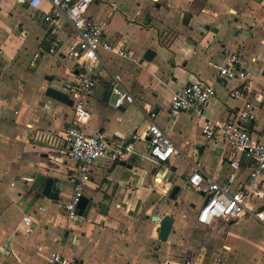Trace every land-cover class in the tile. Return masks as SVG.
Wrapping results in <instances>:
<instances>
[{"label": "crops", "instance_id": "crops-1", "mask_svg": "<svg viewBox=\"0 0 264 264\" xmlns=\"http://www.w3.org/2000/svg\"><path fill=\"white\" fill-rule=\"evenodd\" d=\"M111 3L119 6V14L112 11ZM210 3L94 0L89 6V20L128 57L100 54L101 63L92 76L95 87L87 96L90 116L80 128L86 135L103 133L113 141H122L132 133H143L147 128L145 113L153 111L155 123L169 136L176 153L166 162L156 163L149 157L147 139H143L123 161L96 160L84 195L92 199L94 208L69 222L64 205L73 192L76 164L64 154L63 136L73 112L72 107L44 92L47 87L64 91L78 79L64 57L74 30L68 22L59 21L63 43L49 54L50 26L42 21L48 3L33 11L17 0H0V264H47L51 252L80 264H178L184 258L189 264H230L225 258L237 253L243 255L240 262L264 264V239L242 235L253 225L264 224L246 216L195 226L202 196L188 186V177L198 171L224 182L232 172L223 141H207L200 132L202 122L223 124L241 106L239 100L228 96L239 82L217 76V68L224 64L222 49L237 52L240 66L257 81L258 89H264V0L261 4L243 0L241 6L228 3L227 13L235 16L236 30L227 44L216 43L220 27L207 17ZM154 6L164 10V17L152 13ZM201 10L205 15H200ZM152 15L154 22L148 20ZM154 35L158 45L164 46L159 61ZM148 48L155 52L150 62L143 59ZM114 76L134 103L114 106ZM195 81L216 91L206 103L203 117L197 120L191 111L171 118L172 94ZM248 132L264 143V104ZM241 159L235 186L249 171L244 156ZM48 177L63 182L57 185V202L35 198L39 184ZM29 178L33 180L25 181ZM175 186L180 192L190 189L189 201L185 203L181 193L171 199ZM100 206L107 208L105 214ZM26 215L34 223L28 235L22 231ZM165 215L173 216L174 223L167 241L161 242L157 239L159 223L151 217ZM246 245L253 248L252 255L241 253L240 248Z\"/></svg>", "mask_w": 264, "mask_h": 264}, {"label": "built area", "instance_id": "built-area-1", "mask_svg": "<svg viewBox=\"0 0 264 264\" xmlns=\"http://www.w3.org/2000/svg\"><path fill=\"white\" fill-rule=\"evenodd\" d=\"M93 1L17 0L18 4L33 11L48 3L49 10L42 16V21L50 26L47 48L49 54L55 53L63 43L57 26L59 21L68 22L74 30L73 38L65 46L64 56L69 68L77 71L78 78L75 84L67 85L73 120L63 136L64 154L76 164L73 192L64 205L65 216L69 222L79 218L77 205L85 195L91 178V165L96 160L123 161L133 153L135 144L143 139H147L149 157L156 163L166 162L176 153L169 136L155 123L156 113L153 111L145 113L147 128L143 133H132L122 141H113L103 133L86 135L80 128L90 116L87 96L95 87L92 76L101 63L100 54L128 57L125 50L103 37L100 27L87 17V10ZM110 7L113 12H120L116 3H111ZM201 12L205 14V10ZM216 16L212 15L213 18ZM262 45L264 48V41ZM222 53L224 64L217 68V76L223 81L239 82L238 87L230 90L228 96L230 99L239 100L241 106L233 113L231 119L223 124L202 122L200 132L207 141L216 138L223 141L232 172L224 182L204 177L198 171L188 177V186L202 196V203L195 216V226H208L215 219L238 221L246 216L264 224V210L261 209L264 206V143L248 132V126L256 120L258 108L264 104V89H258L257 81L240 66L237 52L224 47ZM111 90L115 95V107L134 103L133 97L121 88L117 76L113 77ZM215 96L216 91L210 85L199 81L188 83L172 94L168 113L175 119L180 114L193 111L199 120L204 115L206 103ZM242 156L249 165V171L246 179L235 186ZM32 180L25 179L27 182ZM257 201L260 203L256 204ZM33 225L30 215L22 218L24 234H30ZM46 261L47 264H80L78 260L67 258L59 252H51ZM189 263L190 261L184 258L183 262L178 264Z\"/></svg>", "mask_w": 264, "mask_h": 264}, {"label": "water", "instance_id": "water-1", "mask_svg": "<svg viewBox=\"0 0 264 264\" xmlns=\"http://www.w3.org/2000/svg\"><path fill=\"white\" fill-rule=\"evenodd\" d=\"M256 4H261L263 0H252ZM206 30H209V27H206ZM213 32H216L215 29H213ZM155 56V52L152 50L148 49L145 51L143 55V59L145 61H151ZM50 79V78H49ZM47 79V80H49ZM67 90V87L65 88L64 91H61L60 88H53V87H47L45 89L44 95L48 98H51L57 102H60L62 104H65L69 107L72 106V102L69 99V92H65ZM63 182L58 181L55 178L48 177L46 178L41 184H39L40 190L39 192H36L35 198L39 199L40 197H45L53 202H57L58 200V187L57 185H61ZM172 184V183H171ZM33 189L29 190V193H31ZM178 194H180V188L175 186L174 189L172 190V193L170 195L171 199H176ZM92 199L82 197L79 204L77 205V211H78V216L83 217L86 213V211H90L93 206H91ZM107 211V208L104 206H100V212L105 214ZM151 220L153 222H158L159 223V231H158V236L157 239L161 242L167 241V238L170 234L172 225L174 223V217L171 215H165L163 217H158V216H153L151 217Z\"/></svg>", "mask_w": 264, "mask_h": 264}, {"label": "rangeland", "instance_id": "rangeland-1", "mask_svg": "<svg viewBox=\"0 0 264 264\" xmlns=\"http://www.w3.org/2000/svg\"><path fill=\"white\" fill-rule=\"evenodd\" d=\"M242 2H243V0H226V1L225 0H211L210 6L208 7V12L210 14H208L207 17L213 18L212 14H211L213 12L217 14V16L215 18H213L217 22L216 24H218L220 27V32H219L218 36H216V43H218V41H219L221 43L227 44L228 40L230 39V36H232L236 30L235 23H234L235 16L227 13L228 3H232L234 6H241ZM161 9L162 8H156L154 6L152 13L160 12V14L164 17V15H165L164 10L163 9L161 10ZM115 14H119V12H116ZM202 14L205 15L204 13H201L200 15L202 16ZM148 20L154 22L155 21L154 16L153 15L149 16ZM211 28H213V27L211 26ZM155 34H156V31H155ZM153 37H154V39H156L155 35ZM156 43H157L156 47H157V51H158V56H157L156 61H159V58L161 59V56L163 55L162 50L164 49V46L161 44L158 45V38L156 39ZM257 45H258V43H257ZM161 47L163 49H161ZM231 47H233V45ZM148 49H150V48H148ZM229 49L233 50L231 48H229ZM180 193H181V196H183L185 203L187 201H189V199L192 196L190 193V189L183 190ZM197 204H199L198 201H197ZM242 235L245 238L248 236H252V237L264 239V226L261 224L253 225L249 229L242 231ZM240 251H241V253H245L246 255H252L251 253L253 251V248L249 245H246V246H244V249L240 248ZM242 251H244V252H242ZM241 255L242 254L237 253V256H233L234 258H231V256L226 257L224 261L228 260V262L230 264H238L241 261V257L243 256V255L242 256ZM244 257H246V256H244ZM244 259H245V261H247L246 258H244ZM240 264H245V263L242 261V262H240Z\"/></svg>", "mask_w": 264, "mask_h": 264}]
</instances>
